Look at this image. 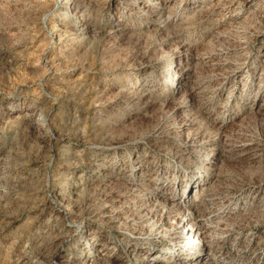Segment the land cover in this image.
<instances>
[{
  "label": "rangeland",
  "instance_id": "1",
  "mask_svg": "<svg viewBox=\"0 0 264 264\" xmlns=\"http://www.w3.org/2000/svg\"><path fill=\"white\" fill-rule=\"evenodd\" d=\"M156 1L0 0V264H264V0Z\"/></svg>",
  "mask_w": 264,
  "mask_h": 264
},
{
  "label": "bare ground",
  "instance_id": "2",
  "mask_svg": "<svg viewBox=\"0 0 264 264\" xmlns=\"http://www.w3.org/2000/svg\"><path fill=\"white\" fill-rule=\"evenodd\" d=\"M131 1H135V0H131ZM173 1H175V0H157L156 1V4L161 5V6H160V8L158 10H156V14L161 17L163 15L162 14L163 12H161L160 10L164 9L165 6L169 5ZM177 7H180V4H177ZM72 17H74V20H73L74 28L72 29L71 33L69 34V37L71 36V38L73 37L75 39H84V38H86L88 36L89 32H90L91 26L85 21V19L81 15L78 16L75 12L74 13H71L69 11H66V13H65V19L70 20V18H72ZM177 17H179V15L178 16H175L172 20H174ZM53 31H54V33L57 32L56 30H53ZM48 54L49 53H45L43 55L42 60L44 62L47 61ZM40 125H43V126L49 125L48 120L44 118L42 120V124L40 123ZM195 181H196V183L198 182V180H195ZM191 185H192V182H191ZM191 185H190V183L189 184H186L183 187V190H184L185 193L184 192L182 194L176 193L174 195L173 199H176V197H177V199L189 198V195L188 194H189V190H190ZM181 201H182V199H181ZM160 203H163V201H155L156 207L157 206L159 207L160 206ZM185 203H186V201H185ZM187 203H188V205H190V203L192 204L194 202H192L191 200H189V201H187ZM64 205L65 204H64V200H63V202H61V206L64 207ZM144 205H145V203L142 206H144ZM155 205H154V208H155ZM179 205H180V203L179 204L178 203H175V201H173V203H172V205L170 207L168 206L167 203H164L165 209H168L169 208L168 211L170 209H175L176 206H179ZM168 211H166V216L165 217H166L167 220H166L165 223L162 222L163 220H161V221L158 220L160 222L156 223V221H155L156 219L155 218H154V220H151L152 222H150V223H152L151 226L154 227V228L152 227L153 230H155V227L156 226H158L159 224H161V226H159V227H162V228H161L160 231L159 230L158 231L162 235L163 238L164 237H173V235H174V238H170V239H172L171 242L173 243V247L172 248L171 247H167V248L166 247H163V248H161V252H158L154 256H156V255L158 256L159 254H161L162 255L161 258L163 260L168 254L173 253L172 254V257H177L178 258V257L181 256L182 253H184L185 251H188L187 258L189 259V261H192L195 258L193 256V254L195 252H196L195 255H197L198 253L201 254V255L204 254L203 253V249H204V247H206V246H203L202 245V242H203L202 240L205 239V232L203 230V228H204L203 226L204 225H203V223L201 221H199L198 216H195L193 214V212H192L193 215H191L189 217L190 219L188 220V222L183 225V231L180 234V231H178V230H179V226H180V224H182V222L180 220H178V217L179 216L177 215L176 218H173L174 220H172V218L170 217L171 215L168 214L170 211L169 212ZM137 212H138V210H137ZM150 214H151V212H150ZM152 216H153V214H152ZM127 220H125V222ZM99 253L96 252L95 254H93V256H91V254H90L88 256V258L86 257L87 258L86 260H84L83 262H81V264H97L98 262L95 263L96 261L94 260V257L96 255L97 256H100ZM208 261L209 260L207 258H203L202 260H199L197 264H209Z\"/></svg>",
  "mask_w": 264,
  "mask_h": 264
}]
</instances>
